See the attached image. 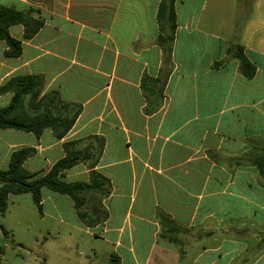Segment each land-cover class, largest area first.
I'll list each match as a JSON object with an SVG mask.
<instances>
[{
  "label": "crops",
  "instance_id": "1",
  "mask_svg": "<svg viewBox=\"0 0 264 264\" xmlns=\"http://www.w3.org/2000/svg\"><path fill=\"white\" fill-rule=\"evenodd\" d=\"M160 2L0 0L43 22L30 39L21 25L9 28L21 43L17 58L4 57L0 41V86L14 76L40 75L42 94L56 91L81 108L62 139L50 129L38 139L13 132L18 141L7 145L2 163L8 166L15 150L32 148L23 167L29 164L38 178L64 156L63 143L83 140L84 147L97 136L104 147L94 171L110 181L111 193L84 209L87 228L102 227L95 236L112 247L108 264L111 255L120 264H264V181L252 164L264 157V0H174L169 57L158 44ZM233 44L255 67L251 79L240 73ZM144 78L161 82L142 88ZM2 97L7 105L11 94ZM124 170L133 183L137 174L163 177L162 201L150 218L128 211L111 225V209L124 196L112 176ZM89 172L80 163L63 180L87 182ZM56 194L41 190V213L47 202L58 208ZM105 203V219L91 224ZM160 213L170 222L162 225Z\"/></svg>",
  "mask_w": 264,
  "mask_h": 264
},
{
  "label": "trees",
  "instance_id": "2",
  "mask_svg": "<svg viewBox=\"0 0 264 264\" xmlns=\"http://www.w3.org/2000/svg\"><path fill=\"white\" fill-rule=\"evenodd\" d=\"M157 20L160 28L158 44L161 46L164 57H169L173 35L175 30L174 0H161ZM13 25H21L23 38H32L42 27L43 22L35 19L28 12H21L13 8L0 6V41H4L7 49L4 57L17 58L21 55L20 41L13 38L9 28ZM233 56L239 63L240 73L251 79L255 74V67L242 53V48L236 44L232 45ZM151 87L161 82L160 79H142V88L145 82ZM44 79L40 75H21L9 78L0 86V95L10 93L11 98L7 105L0 106V130L11 129L24 133H31L39 138L42 132L50 129L56 139H62L71 129L75 120L81 112L76 104L63 102L56 91L42 94ZM86 146H81L83 140L69 141L62 144L64 156L58 159L41 177L35 176L23 167L24 162L34 154L32 148H21L11 153L6 170L0 169V217L8 208L10 195H31L33 204L41 213V190L48 189L52 192L68 196L77 211L78 217L87 226L89 212L84 209L91 199L97 196L99 201L109 197L111 193L110 181L94 171L102 154L104 143L97 136H92ZM85 163L90 172L87 182L66 183L63 180L64 171ZM253 166L264 181V157L252 161ZM100 212V210H99ZM98 213L97 218L91 224L105 219ZM159 219L162 225L170 219L167 215L160 213ZM0 232L6 236L7 231L0 225ZM4 253V246L0 243V262ZM110 264H120L116 255H111Z\"/></svg>",
  "mask_w": 264,
  "mask_h": 264
},
{
  "label": "rangeland",
  "instance_id": "3",
  "mask_svg": "<svg viewBox=\"0 0 264 264\" xmlns=\"http://www.w3.org/2000/svg\"><path fill=\"white\" fill-rule=\"evenodd\" d=\"M1 44L5 45L3 41ZM1 44L0 50L3 46ZM2 60L5 59L0 51V62ZM4 75L5 69L0 64V84ZM6 103V98L2 97L0 105L4 106ZM13 132L16 131L0 130V169L7 167L3 164L5 162L2 163L7 145L18 141L14 139ZM20 134L27 136L23 132ZM26 139L28 143L32 142L31 137ZM24 168L30 171L29 164H25ZM121 172L120 177L117 174L112 176L114 186L118 187L124 196L118 199L121 205L111 209V225L122 222L128 211L132 217L139 213L145 218H150L156 211L154 205L162 201L160 189L164 186L163 177L152 175L141 178L137 174L133 183V177L127 170ZM174 181V184L180 185V179ZM169 187L174 188V185ZM55 196L58 200L61 199L58 208L52 209L47 202L42 213L33 205L30 194L11 197L6 213L0 217V225L7 231L6 236L0 232V243L4 246L0 264H108V253L112 247L102 238L95 236L101 233L102 227L87 228L86 223L83 224L75 217L74 210L69 205V197L58 193ZM107 206L105 203V206L100 208L101 214L107 213ZM147 233L145 242L148 245L151 243L149 226Z\"/></svg>",
  "mask_w": 264,
  "mask_h": 264
}]
</instances>
